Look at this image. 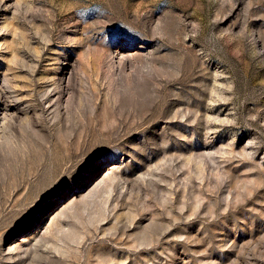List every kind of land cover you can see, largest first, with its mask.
Segmentation results:
<instances>
[{
	"label": "rangeland",
	"instance_id": "rangeland-1",
	"mask_svg": "<svg viewBox=\"0 0 264 264\" xmlns=\"http://www.w3.org/2000/svg\"><path fill=\"white\" fill-rule=\"evenodd\" d=\"M0 264H264V0H0Z\"/></svg>",
	"mask_w": 264,
	"mask_h": 264
},
{
	"label": "bare ground",
	"instance_id": "bare-ground-1",
	"mask_svg": "<svg viewBox=\"0 0 264 264\" xmlns=\"http://www.w3.org/2000/svg\"><path fill=\"white\" fill-rule=\"evenodd\" d=\"M16 90V89H15ZM48 101V100H47ZM55 103H56V101H55ZM50 107V106H49ZM68 110V109H67ZM70 110V109H69ZM33 120V119H32ZM114 168H115V166H114ZM113 169V168H112Z\"/></svg>",
	"mask_w": 264,
	"mask_h": 264
}]
</instances>
